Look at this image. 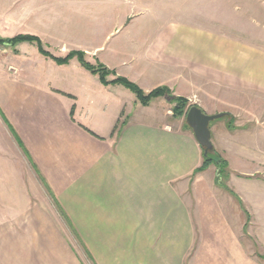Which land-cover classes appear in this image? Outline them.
Returning a JSON list of instances; mask_svg holds the SVG:
<instances>
[{
  "label": "crops",
  "instance_id": "obj_1",
  "mask_svg": "<svg viewBox=\"0 0 264 264\" xmlns=\"http://www.w3.org/2000/svg\"><path fill=\"white\" fill-rule=\"evenodd\" d=\"M110 1L44 0L31 12L28 0H0V37L36 36L49 52L59 50L57 42L69 52H101V44H89L92 31L60 30L61 14L93 20ZM115 1L120 19L149 26L122 29L130 52L119 51L126 53L120 67L102 58L120 76L146 93L167 87L179 98L197 93L205 99L222 97L233 85L246 95L237 107L254 105L255 94L264 99V22L256 49L248 38L239 43L236 29L228 34L200 22L214 20L225 4L236 14L258 1L196 0L206 4L203 11H191L192 0ZM29 45L8 46L22 59L0 60V264H47L50 255L60 260L62 237L46 234L62 226L48 188L72 226L88 229L86 247L97 264H264V128L210 124L214 149L229 164L223 187L215 165L198 171L203 148L187 117L170 113L167 98L144 106L131 91L111 92L118 85L105 87L76 59L66 67L30 59ZM191 67L207 70L195 76ZM136 69L139 78L132 80ZM154 77L159 87L150 84ZM73 80L84 85L75 93L63 86ZM219 100L220 107L231 106ZM200 107L208 115L231 114Z\"/></svg>",
  "mask_w": 264,
  "mask_h": 264
},
{
  "label": "rangeland",
  "instance_id": "obj_2",
  "mask_svg": "<svg viewBox=\"0 0 264 264\" xmlns=\"http://www.w3.org/2000/svg\"><path fill=\"white\" fill-rule=\"evenodd\" d=\"M43 1L44 0H28L31 12H33L35 10L37 11L39 9V7H42L44 4ZM192 1L194 2V4L191 3V5H190L191 11H194V7L198 8L196 10H200V11L204 10V8H205L204 5H206V4L197 3L198 1L196 2V0H192ZM256 1H258V3L255 2V4L253 5L252 11L251 10L245 11L244 9L242 10L239 8L238 10H236V12H237L236 14H234L235 10H234L233 4H225V6H226L225 9L227 11H229L228 14H225L226 11H225L224 7H222V8H220V11L218 13H216V17H214V20L212 19V21H208V20L201 19L200 22H202V23H204V22L215 23L217 26L222 28V32L228 33V34L230 33V31H233L236 29L237 34H238L239 43L242 40L245 42L246 38H248L250 41L253 42L254 49H256L257 45H259V47H260L259 43L261 41V39H260L261 38V24L264 22V15L262 14L264 12V1H262V0H256ZM20 4L15 6L17 8V10L15 12L18 14H20V12H21V5ZM129 5H131V3L128 2V4L126 5L127 9H128ZM98 7H101V6L99 5ZM17 11H19V12H17ZM105 11L106 12L102 13V14L99 12H95L93 14V16H94L93 20H90L89 18L88 19L81 18L78 16V14L72 15L68 12H64L61 14V16H63V20H62L63 22H62L60 30H62V29L66 30V28H70V26H71L74 28L75 27L80 28V30H87L88 29L90 31L89 33L91 35H92V33H91V31H92L93 37L92 36L89 37V41H90L89 44L92 41H93V45L94 44H96V45L101 44V46L103 47L102 51L101 52H90L89 54L86 52H83V51H80V52L85 53L86 60L90 64H92L93 66L96 67L99 64V65L106 67L108 70H110L112 72L114 71L116 73V75L111 74L110 76H108V80L111 81V80H115L116 76H119V77H123V76L119 75V70L117 73L115 69H111L106 64H104L102 62L103 61L102 58H105L107 61L109 60L108 63L110 62L111 65L115 64L116 67H120V65H121L120 59L122 58V56L124 54L126 55V53L125 52H119V51L125 50V48H126V50H128V52H130L129 44L125 43V41H124V34H125L126 30L122 31V29L134 27V26L139 28V27L148 26V25H147V22H144V21H141V24L134 25L133 24L134 18H132V17L127 18L125 16L123 19H120L118 16L120 9L118 8L117 2L115 0L110 1L109 8L106 9ZM127 12H128L127 16H129V10H127ZM250 16L255 17L254 20H250L249 19ZM246 17H248V19ZM250 23L254 24L253 29L249 26ZM121 24H123V27H121L120 30H118L116 32V28H118V26ZM247 31H250V33H251L250 35H252L250 38L247 37V34H248ZM71 36L72 35H69L68 38H70ZM57 38H59V37L57 36ZM132 38H134V37H132ZM141 38H143V37H141ZM56 44L59 46V50L51 51V52L48 51L53 56L64 57L68 53H70L69 49L66 46L62 47V45H61L62 42H57ZM28 45H29V43H28ZM43 46L45 48V44H43ZM69 46L70 45H68V47ZM27 48L29 49L28 50L29 52L26 51V53L29 54L30 59H46V57H44L43 55L38 56L37 51H39V49H38V46L36 44L32 45L30 43V45ZM36 49H37V51H36ZM103 51H105V52H103ZM113 52H117V53L113 54ZM254 53L260 54V52H258V51H254ZM59 55H63V56H59ZM7 56L12 57L13 59H22V57H23L21 55V52H20V55L17 56L15 51H13L10 47L0 46V60L6 59ZM247 56H248V52H246L244 50L238 52V57L241 59H244ZM75 59L78 61L77 58H75ZM48 60H49V62L53 61L51 59H48ZM73 60H71V61H73ZM53 62L55 64H57L55 61H53ZM69 64L70 63L65 64V65H59V67H61V66L66 67ZM80 65H81V63H80ZM40 69L42 70V67ZM10 70L14 72L15 69L10 68ZM70 70L77 73V71H75V69H73V68ZM199 70H200V75H202L204 73V71L207 69L202 68ZM199 70H198V68L191 67L190 72L196 76ZM85 71L87 72L86 73L87 75H89V76L93 77L94 79L100 81V83L102 85H104L101 82L100 77L98 75L93 74L91 71H87V70H85ZM222 71L224 72L225 70L222 69ZM241 71L242 70L240 69V72ZM135 72H136L135 73L136 77H134L132 80L139 78L140 72L138 71V69H136ZM123 73H125V72L123 71ZM126 79H128V78H126ZM158 80H160V79H156L154 77L150 84H152L153 87H157L158 86L157 84H159ZM70 82H72V83L70 84ZM80 83H81L80 80L76 81L75 83L73 80V81L65 82L63 84V86L67 87L68 85H71L72 86L71 90H72V92L75 93L76 88L79 89V88H81V86H84V85H80ZM89 84H94V82L89 80ZM117 85H118V87H117L118 90H112L111 92L116 93V94H119L118 92H120L122 94L130 93L129 89H127L126 87H124L120 84H111V85H107V86H117ZM104 86L107 87L106 85H104ZM145 86H147V85H145ZM111 89H113V88H111ZM224 89H225V91H224L222 97H225L227 99L228 103L231 104V106L229 105V106L220 107L222 105L219 106L220 101H221L219 99L222 97H221V95H217V93L215 95L210 94L208 97H205V99H204V97H201L200 94L196 93L194 96L189 97V98L180 97V98L184 99L186 102V106L184 109H182V111H181V108L178 106V102L177 101L173 102L172 103L173 108H171L170 113L173 114L175 117H181V118L187 117V114H188V112L192 106H197L199 108H201L200 106H202L206 111H209V112L210 111L213 112L217 109L218 111L223 110V112L231 113L233 115V116H230L231 115L230 114V115H227L221 119H218V120L212 122V124H211L212 126H214L220 122L231 124V125H233L235 123L240 124V125H244V124L247 125V124L252 122V127H253V125H256L260 128H264V107H262V105L260 104V101L264 102V99H261L260 97H258L255 94L253 96L255 98V100H254L255 104L254 105L249 106L250 100H248L246 102H248L249 107H247V106L237 107L235 104L238 101H240L241 99L245 101L246 97H244V96H246V95L241 96V94L243 92H239L238 90H237L238 91L237 92L238 94H237L235 92L236 90H234L235 88H233V85L226 86V88H224ZM63 95L66 96V93ZM74 96H75V94H70V93L67 95V97H72V98L76 99V97H74ZM221 104H222V101H221ZM129 108L130 107L128 106L126 108V110H129ZM72 109H73L72 110V112H73L74 107H72ZM218 114H220V113H218ZM234 115H235V117H234ZM262 144H263L262 145V148H263L264 142ZM257 145L260 146V143L257 142ZM260 149H261V146H260ZM213 151H215L224 161H226V158L223 156V154L219 153L216 149H213L210 152L212 153ZM261 151H263V149H261ZM203 152L205 155V149L204 148H203ZM226 163H227V165H226L227 166V168H226L227 174L226 175H228L230 177L229 164L227 161H226ZM212 165H214V164H212ZM212 165H210V166H212ZM223 173H225V172H223ZM261 175L264 176V169L261 172ZM226 178H228V177L226 176ZM224 179L225 178H223L221 180L224 181ZM225 180H226V182L224 183V185H222L223 187L227 186V184H228L227 179H225ZM217 181H218V178H217ZM47 194L50 196V198L52 199L55 206H57V209L59 211V215H61V220H62V226L61 227L47 228L46 229L47 235H51V234L55 233V235H60L62 237V243L60 245H57V246H59V248H57V249L61 254L60 260L58 261V263L57 262L54 263L55 261L50 259L52 257L50 255L49 257H47L48 258L47 264H76V263L77 264H97V262L93 259V257L91 256V253L88 251V249L86 247V242H85L86 240L85 239H86V233H87L88 229L73 227L72 223L65 216L64 212H62L60 210L59 205L55 203L54 197L50 193L49 188L47 189ZM123 246H127V245L124 244Z\"/></svg>",
  "mask_w": 264,
  "mask_h": 264
},
{
  "label": "trees",
  "instance_id": "obj_3",
  "mask_svg": "<svg viewBox=\"0 0 264 264\" xmlns=\"http://www.w3.org/2000/svg\"><path fill=\"white\" fill-rule=\"evenodd\" d=\"M21 43L36 44L38 46V49H39V52L41 55H43L47 59H51V60L55 61L58 65L68 64V63H70L71 60L77 58L78 61L83 66V68H85L88 71H91L93 74L98 75L100 77L101 82L104 85L107 86V85H111V84H120V85L126 87L127 89H129L131 92H133L136 95L137 99L144 106L149 105L153 99L158 98V97H165L171 103L177 101L178 106L181 108V111L186 106L185 100L182 98L175 97L172 94L171 90L167 87H159V88H156L149 93H146L137 84H135L134 82H132V81H130L124 77L116 76L115 80H111V81L108 80V76H110L111 74L116 75V73L114 71L112 72V71L108 70L106 67L99 65V64L96 67L93 66L92 64H90L86 60L85 53H83V52L72 51L64 57H55L51 53H49L48 51L45 50L42 41L40 40V38H38L36 36L18 35L14 38H8V39H4V38L0 37V46H2V47H8V46L15 47ZM203 159H204L203 165L201 166V168L198 171H203V170L207 169L212 164L216 165L218 168V182H219V184H221V186L224 185V181H222L221 179H223V178L227 179L226 176L228 177V175H226L227 174L226 173V168H227L226 161H224L215 151H213L212 153L209 152L208 154H205ZM223 172H225V173H223Z\"/></svg>",
  "mask_w": 264,
  "mask_h": 264
},
{
  "label": "water",
  "instance_id": "obj_4",
  "mask_svg": "<svg viewBox=\"0 0 264 264\" xmlns=\"http://www.w3.org/2000/svg\"><path fill=\"white\" fill-rule=\"evenodd\" d=\"M227 115L226 113L208 115L197 106L190 108L186 118L187 124L193 130L199 144L205 149V154L214 149L211 141L210 124Z\"/></svg>",
  "mask_w": 264,
  "mask_h": 264
},
{
  "label": "built area",
  "instance_id": "obj_5",
  "mask_svg": "<svg viewBox=\"0 0 264 264\" xmlns=\"http://www.w3.org/2000/svg\"><path fill=\"white\" fill-rule=\"evenodd\" d=\"M14 73L16 74V73H17V71H16V70H14Z\"/></svg>",
  "mask_w": 264,
  "mask_h": 264
}]
</instances>
